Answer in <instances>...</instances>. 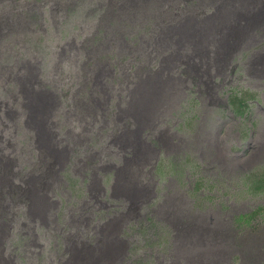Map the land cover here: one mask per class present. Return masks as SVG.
Segmentation results:
<instances>
[{
    "label": "rangeland",
    "instance_id": "obj_1",
    "mask_svg": "<svg viewBox=\"0 0 264 264\" xmlns=\"http://www.w3.org/2000/svg\"><path fill=\"white\" fill-rule=\"evenodd\" d=\"M227 1L0 0V264H264V24L221 67L159 46Z\"/></svg>",
    "mask_w": 264,
    "mask_h": 264
},
{
    "label": "trees",
    "instance_id": "obj_2",
    "mask_svg": "<svg viewBox=\"0 0 264 264\" xmlns=\"http://www.w3.org/2000/svg\"><path fill=\"white\" fill-rule=\"evenodd\" d=\"M224 10H229L228 12H232L231 14L235 18H231L232 20H229L228 22L226 21V23H221V24L217 23L216 19L220 20L221 17L219 16L222 14ZM188 20L189 22H193L196 27L199 26V28H192L194 24L190 23L189 27L191 28L189 29L188 32H185V34H179L177 32L174 33L175 31L174 29H168V30L166 29L165 32L160 33L161 35H163V38L159 42V46L163 44L166 47V50L168 49V51L172 49L171 47H173L174 44L177 50H182L184 47H186L187 52L185 54L186 57L189 58V60L198 61L201 64L208 65V67H209L208 63L213 62L215 66L219 64L221 67L222 62H227L230 59L231 54L236 52V48L238 43H240L242 34L246 32L247 33L252 32V30L253 31L257 30L258 28H261L262 25L264 24V0H228L227 2H220V4H214V9L211 12L202 15L201 18L199 19L188 18ZM206 21H208L210 25H213L212 29H210L212 32L208 34H206L205 31L202 30V28H200V25H203L204 27ZM173 27L175 28V25H173ZM201 43H205V50L203 54H201V51L198 49ZM159 73H160V69L152 70L144 79L140 80L139 85L142 86L143 84H146L147 81H151L152 77H149L150 74L152 76L155 75L158 76ZM156 78L157 77L153 79ZM47 106L48 108L46 109ZM50 107L52 106L50 104L48 105V102H46L42 110H40V108H36L33 110V113L31 111V113L34 115V119L32 121V126L30 124L31 127L30 129L34 130L35 146L42 150L44 144L46 145L45 147H48L49 144L54 143V141L52 142L51 137L48 135V130H47L48 124L45 122L46 117H49L51 115ZM131 110L133 111L130 114L131 117L130 116L129 117L131 119L132 124H128L127 134L136 135L137 137H139L140 131L143 127L141 123L146 124V122H148L147 124L149 126L150 121H153L152 116L150 119H148L147 113L140 111L137 107L136 102L134 103V107ZM125 113L127 114V112ZM30 114H28L27 116L30 117ZM138 146H139V140H138V145L128 140L127 147H129L131 151L130 156L127 158L128 163L130 164L133 163L136 156V152H133V149L131 147L135 148L138 151L137 153H140V156L141 154H143L144 148H139ZM50 150H51V155L48 149H47V154L44 151L46 157L49 158L50 156L52 159L55 160L59 159L58 152L55 149L54 150L52 149V145L50 146ZM140 156L138 162H140ZM124 178L126 183L127 181L130 182L131 180L129 179L130 176L128 175V173L126 177L124 176ZM137 189L136 188L132 189L129 193H133V192L135 193V191H138ZM32 194H34L35 196L33 199V201H35L38 198L37 195L39 194V191L33 190ZM192 230H194V227H192ZM200 233H196V232L191 233V237H195L194 238L195 240H192L191 243L195 244L198 247L200 243V238L203 236V234ZM190 248L192 249V247ZM191 249L189 250L192 251ZM205 256H209V253L206 254ZM205 256H202L200 259H198L199 264L202 263L206 264L209 257L207 258Z\"/></svg>",
    "mask_w": 264,
    "mask_h": 264
}]
</instances>
